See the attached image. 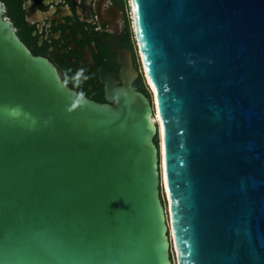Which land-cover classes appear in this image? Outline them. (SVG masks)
I'll use <instances>...</instances> for the list:
<instances>
[{
	"label": "water",
	"instance_id": "95a60500",
	"mask_svg": "<svg viewBox=\"0 0 264 264\" xmlns=\"http://www.w3.org/2000/svg\"><path fill=\"white\" fill-rule=\"evenodd\" d=\"M130 6L152 104L124 58L80 97L0 1V264H264V0Z\"/></svg>",
	"mask_w": 264,
	"mask_h": 264
},
{
	"label": "flooded vegetation",
	"instance_id": "af4514ba",
	"mask_svg": "<svg viewBox=\"0 0 264 264\" xmlns=\"http://www.w3.org/2000/svg\"><path fill=\"white\" fill-rule=\"evenodd\" d=\"M29 51L47 59L80 97L104 103L102 74L119 85L120 58L138 72L132 84L152 104L137 54L130 0H0ZM163 203V202H162Z\"/></svg>",
	"mask_w": 264,
	"mask_h": 264
},
{
	"label": "bare ground",
	"instance_id": "6f19581e",
	"mask_svg": "<svg viewBox=\"0 0 264 264\" xmlns=\"http://www.w3.org/2000/svg\"><path fill=\"white\" fill-rule=\"evenodd\" d=\"M145 74V73H144ZM146 77V76H145ZM145 80H146V83H147V85L149 86V88L151 89V87H150V85H149V82H148V80H147V78H145ZM153 118H154V121L155 122H157L158 123V126H159V137H160V147H161V137H162V133H161V125H160V122H159V117H158V115H157V113L153 116ZM167 210H168V208H167ZM167 210H166V214H167V219H168V213H167ZM169 222V221H168ZM170 224V223H169Z\"/></svg>",
	"mask_w": 264,
	"mask_h": 264
},
{
	"label": "rangeland",
	"instance_id": "374dc122",
	"mask_svg": "<svg viewBox=\"0 0 264 264\" xmlns=\"http://www.w3.org/2000/svg\"><path fill=\"white\" fill-rule=\"evenodd\" d=\"M160 195H161V200H162V202H163V205H164V207H165V209L167 210V201H166V198H165V194H164V191L161 189V193H160ZM172 260H173V262L175 263V254H174V252L172 251Z\"/></svg>",
	"mask_w": 264,
	"mask_h": 264
},
{
	"label": "trees",
	"instance_id": "16d2710c",
	"mask_svg": "<svg viewBox=\"0 0 264 264\" xmlns=\"http://www.w3.org/2000/svg\"><path fill=\"white\" fill-rule=\"evenodd\" d=\"M157 144V143H156Z\"/></svg>",
	"mask_w": 264,
	"mask_h": 264
}]
</instances>
